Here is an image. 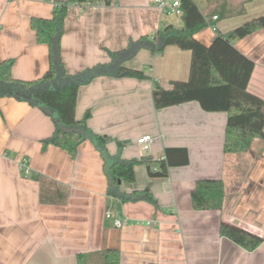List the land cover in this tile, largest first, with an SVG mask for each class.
I'll use <instances>...</instances> for the list:
<instances>
[{
    "label": "crops",
    "instance_id": "crops-1",
    "mask_svg": "<svg viewBox=\"0 0 264 264\" xmlns=\"http://www.w3.org/2000/svg\"><path fill=\"white\" fill-rule=\"evenodd\" d=\"M65 1L0 0V63L13 60V78L29 81L46 72L47 47L36 42L30 20L50 18ZM108 1L68 7L60 40L67 73L106 64L109 52L141 37L153 39L168 25L183 26L181 15L162 12L154 0ZM193 1L202 15L212 16L207 29L194 35L205 46L264 15V0ZM232 43L254 64L247 91L264 101V29ZM190 63L191 52L176 46L161 54L142 48L123 66L148 78L98 76L78 89L75 118L89 112L86 124L107 139L111 156L157 160L167 149L186 150L188 164L169 168L166 178H151L138 164L135 181L119 184L124 194L148 192L156 207L108 197L103 161L90 141L73 158L55 146L43 148L54 131L51 119L27 103L0 98V264H102L105 249L119 251V264H264V141L226 154L227 113L205 112L195 101L153 106L154 87L171 90L173 82H187ZM142 136L151 139L146 153L136 144ZM199 180L223 182L220 211L193 208L191 192ZM108 211L125 224L116 228L105 217ZM221 222L262 243L243 249L220 235Z\"/></svg>",
    "mask_w": 264,
    "mask_h": 264
},
{
    "label": "trees",
    "instance_id": "trees-1",
    "mask_svg": "<svg viewBox=\"0 0 264 264\" xmlns=\"http://www.w3.org/2000/svg\"><path fill=\"white\" fill-rule=\"evenodd\" d=\"M108 0H67L54 6L50 18H31L30 27L36 42L47 47L48 68L38 79L24 81L12 77L13 60L0 63V98H13L41 110L54 126L52 135L42 141V147L55 146L70 157L76 155L78 147L90 141L103 161L107 181L106 194L119 204L145 201L157 206L156 201L146 191L124 194L119 189L121 182L135 181L134 167L145 165L151 178H166L169 168L188 164L185 149H167L165 156L153 160H123L120 152L108 154L105 137L100 139L87 126L89 112L82 119L75 118L78 89L98 76L117 78H148L143 70L130 69L123 63L142 48L153 54H161L165 47L176 46L191 52L189 79L187 82H173L171 90L155 86L152 91L153 106L156 110L195 101L205 112L227 113L223 150L226 154L246 152L254 139L264 141V101L250 94L247 85L254 64L241 54L233 41L243 39L264 29V15L245 22L225 35L217 34L209 46L195 39V34L210 24L211 15L204 16L193 0H180L182 28L168 25L158 31L153 39L141 37L130 41L126 48L109 52L110 61L97 64L75 74L66 72L61 60L60 40L64 20L70 5L86 7ZM182 153L178 159L171 153ZM224 199V184L221 180L196 181L191 192L192 206L197 211H220ZM221 236L247 251L255 250L262 239L238 226L221 222ZM102 264H119V251L105 249Z\"/></svg>",
    "mask_w": 264,
    "mask_h": 264
},
{
    "label": "built area",
    "instance_id": "built-area-1",
    "mask_svg": "<svg viewBox=\"0 0 264 264\" xmlns=\"http://www.w3.org/2000/svg\"><path fill=\"white\" fill-rule=\"evenodd\" d=\"M153 2L162 12L174 14L176 16L181 15L180 0H154ZM216 18L217 17H213L212 19L216 20ZM211 29L212 31H216V28L214 26H212ZM150 142H151L150 136H142L136 140V144L144 153H146L149 150ZM28 173H29L28 169H24V174L27 175ZM105 217L106 219L112 220L116 228H120L125 224V221H122L120 218L113 216V214L110 211L106 213ZM147 225H154V222L152 221L148 222Z\"/></svg>",
    "mask_w": 264,
    "mask_h": 264
},
{
    "label": "rangeland",
    "instance_id": "rangeland-1",
    "mask_svg": "<svg viewBox=\"0 0 264 264\" xmlns=\"http://www.w3.org/2000/svg\"><path fill=\"white\" fill-rule=\"evenodd\" d=\"M204 29H207V27H206V28H204Z\"/></svg>",
    "mask_w": 264,
    "mask_h": 264
},
{
    "label": "water",
    "instance_id": "water-1",
    "mask_svg": "<svg viewBox=\"0 0 264 264\" xmlns=\"http://www.w3.org/2000/svg\"><path fill=\"white\" fill-rule=\"evenodd\" d=\"M100 139L102 140V138L100 137Z\"/></svg>",
    "mask_w": 264,
    "mask_h": 264
}]
</instances>
